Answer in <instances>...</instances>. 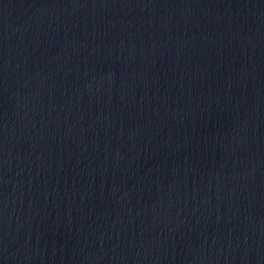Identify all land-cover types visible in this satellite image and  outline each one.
<instances>
[{
  "label": "water",
  "instance_id": "water-1",
  "mask_svg": "<svg viewBox=\"0 0 264 264\" xmlns=\"http://www.w3.org/2000/svg\"><path fill=\"white\" fill-rule=\"evenodd\" d=\"M0 264H264V0H0Z\"/></svg>",
  "mask_w": 264,
  "mask_h": 264
}]
</instances>
